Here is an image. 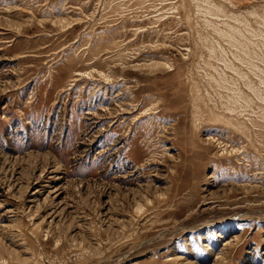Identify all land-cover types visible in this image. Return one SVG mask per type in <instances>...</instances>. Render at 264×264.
<instances>
[{
	"label": "rangeland",
	"instance_id": "rangeland-1",
	"mask_svg": "<svg viewBox=\"0 0 264 264\" xmlns=\"http://www.w3.org/2000/svg\"><path fill=\"white\" fill-rule=\"evenodd\" d=\"M0 264H264V0H0Z\"/></svg>",
	"mask_w": 264,
	"mask_h": 264
}]
</instances>
